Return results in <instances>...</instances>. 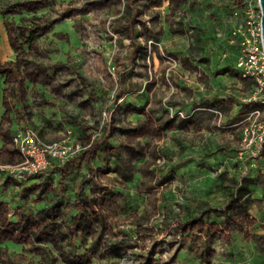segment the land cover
<instances>
[{
	"label": "rangeland",
	"instance_id": "374dc122",
	"mask_svg": "<svg viewBox=\"0 0 264 264\" xmlns=\"http://www.w3.org/2000/svg\"><path fill=\"white\" fill-rule=\"evenodd\" d=\"M229 8L230 0H0V165L20 160L8 152L14 93L34 104L35 85L79 83V97L98 91L103 100L100 119L79 120L85 139L67 129L83 146L68 160L86 163L82 198L61 197L67 169L57 183L41 174L25 189L31 176L0 171V264H264V157L241 144L249 93L235 82L246 80L223 74L234 62ZM174 42L195 43L187 73ZM145 93L143 109L119 112ZM232 105L242 114L230 123ZM43 200L47 211H25Z\"/></svg>",
	"mask_w": 264,
	"mask_h": 264
},
{
	"label": "crops",
	"instance_id": "0c3cea01",
	"mask_svg": "<svg viewBox=\"0 0 264 264\" xmlns=\"http://www.w3.org/2000/svg\"><path fill=\"white\" fill-rule=\"evenodd\" d=\"M229 16V14H228ZM164 27V25H163ZM169 27V26H168ZM181 31V30H179ZM177 30H175V33ZM169 33V32H167ZM173 37V34H165V37ZM226 41V40H225ZM171 51L178 54L179 56H182V64L180 65V68L183 72H189V66L187 63L188 58L193 54V50L195 48V43L191 42V44L187 43L186 45L177 44L174 42ZM230 48V47H229ZM225 59V58H224ZM223 74L225 76H231L234 78L237 75V71L234 68V65H224L223 66ZM234 76V77H233ZM245 81H239L235 82L236 88H241L244 92L247 94L251 92L252 90V82L246 80ZM65 85L63 86L62 83H60V86H33V89L38 94L37 103L32 104L29 100L27 101V104L21 103V100L18 99L19 95L18 93H14V96L12 97V103L14 104L13 108L15 109L13 114L9 117L10 121H7L8 127L12 130L13 134L17 128H23V127H29L35 130V132L38 134V136L45 142H51L54 140H57L61 136H63L65 130L72 129L73 130V137L76 138V140L81 141L86 138L87 132L83 126H81L79 120L81 118L85 117H92V118H101V106H102V97L99 95V92L89 91L86 93V95L78 96L77 90L81 88V84L75 83L69 86ZM72 87V88H71ZM42 88V90H41ZM70 88V90H68ZM124 88H127L126 85H124ZM32 89V88H31ZM92 89V88H91ZM33 90V91H34ZM32 96V95H31ZM34 98V97H33ZM17 100V101H16ZM246 101V98L243 99ZM147 102L146 93L142 94L141 96H137L132 98V96L126 98L123 102H121V106L119 109V112L123 115L125 114V110L128 109L125 107V104H133L134 107L138 109H143L145 107V104ZM245 103V102H244ZM247 110H250L252 107L258 106V105H251L246 104ZM26 109V111H25ZM242 114L241 109H239L237 106L232 105L231 108L225 109L224 119L228 122L232 123L237 119L238 116ZM136 115L135 119H139ZM199 115L193 114L191 115V118L189 120L190 123L198 122ZM125 128L117 126V131H125ZM2 139H0V148L3 147L5 149L8 147V142L6 140L5 132L1 134ZM229 137V136H228ZM10 145H12L10 143ZM13 146V145H12ZM14 148V146H13ZM7 149V148H6ZM5 151V150H4ZM3 151H0V153ZM8 152H11L12 155H14V159L18 158V153L16 149L9 148ZM4 152L3 155L4 158L2 160L7 161L9 159V153ZM8 155V156H7ZM77 159V157H76ZM73 160L67 161L65 165H60L56 162H52L50 166L43 172L32 175L27 181H25L23 185V189L29 187L30 185L36 184V180L38 178H42L44 175V182L47 179H50L52 183L59 182V176L58 171L68 170V172L65 173V179H66V185L69 181L72 182V184L69 186H66L64 189V194H62L61 197H64L65 199L71 198L70 200H76L79 198H82L83 192L80 190V181L78 182L79 178L77 173H81V170H83L86 167V163L82 160H78L75 162H71ZM121 166L117 164V167H114L115 173H118L120 176H125L126 174L123 172V170H119L118 168ZM75 170V171H74ZM42 177H36L37 175H41ZM128 175V174H127ZM36 177V178H35ZM78 185V191L76 190V186ZM23 189L21 191H23ZM22 193V192H21ZM5 199V197H3ZM27 208V207H26ZM31 209L34 211L36 210H43L44 212L49 209H47V200H43L42 202L35 203V205L32 208H27L25 211L32 212ZM71 209H75L74 211H78V209L74 208L73 206ZM19 216V215H18Z\"/></svg>",
	"mask_w": 264,
	"mask_h": 264
},
{
	"label": "built area",
	"instance_id": "2783aa9c",
	"mask_svg": "<svg viewBox=\"0 0 264 264\" xmlns=\"http://www.w3.org/2000/svg\"><path fill=\"white\" fill-rule=\"evenodd\" d=\"M261 9L258 0H230L229 27L225 38L234 56V68L241 80L252 82L246 102L252 107L237 122L241 128L243 150L252 158L264 157V47ZM227 55L224 52L222 57ZM11 144L20 160L0 165V171L12 174L22 181L45 171L52 162L65 163L77 156L83 146L74 142L72 132L51 142L43 141L29 127L17 128L11 135Z\"/></svg>",
	"mask_w": 264,
	"mask_h": 264
},
{
	"label": "water",
	"instance_id": "95a60500",
	"mask_svg": "<svg viewBox=\"0 0 264 264\" xmlns=\"http://www.w3.org/2000/svg\"><path fill=\"white\" fill-rule=\"evenodd\" d=\"M260 9H261V26H262V39H263V47H264V0H258Z\"/></svg>",
	"mask_w": 264,
	"mask_h": 264
}]
</instances>
